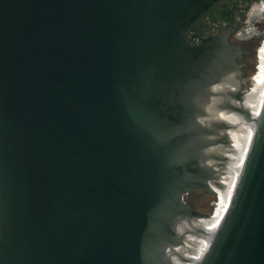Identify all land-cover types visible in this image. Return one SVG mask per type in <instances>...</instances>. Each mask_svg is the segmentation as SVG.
Here are the masks:
<instances>
[{"label":"water","instance_id":"1","mask_svg":"<svg viewBox=\"0 0 264 264\" xmlns=\"http://www.w3.org/2000/svg\"><path fill=\"white\" fill-rule=\"evenodd\" d=\"M221 1L0 0V264L184 263L229 115L255 131L195 264H264V103L227 83V33L189 34Z\"/></svg>","mask_w":264,"mask_h":264},{"label":"flooded vegetation","instance_id":"2","mask_svg":"<svg viewBox=\"0 0 264 264\" xmlns=\"http://www.w3.org/2000/svg\"><path fill=\"white\" fill-rule=\"evenodd\" d=\"M263 4L264 0H223L189 30L193 42L198 44L209 37L228 34L229 43L239 49L235 59L238 65V71L233 76L235 82L228 80L227 83H232V89L240 90L242 95L248 93L254 79L264 74ZM186 198L202 214L211 213L213 207L220 208L219 215H223L226 210L222 206L226 198L222 199L220 205L218 196L215 199L214 194L203 189L191 191Z\"/></svg>","mask_w":264,"mask_h":264},{"label":"bare ground","instance_id":"3","mask_svg":"<svg viewBox=\"0 0 264 264\" xmlns=\"http://www.w3.org/2000/svg\"><path fill=\"white\" fill-rule=\"evenodd\" d=\"M262 10L264 11V4ZM254 80L255 81L252 82V86L248 91L245 104L249 112L255 118L260 114L264 103V74H262L259 79ZM227 118L232 124H239L241 127L238 131L230 132V141L234 152L230 154V161L227 166L226 175L222 180V187L216 188V195H227L226 208L232 196L235 184L237 183L240 170L243 166L255 131L254 121L250 120L247 116L229 115ZM229 181L231 185H229ZM219 222L220 220H217L212 215L209 218L200 220L198 225L203 233H200L199 237L194 240L190 246V250L184 252L186 261L182 264H195V262L200 259L201 251L206 249L209 243L208 235L216 230Z\"/></svg>","mask_w":264,"mask_h":264},{"label":"rangeland","instance_id":"4","mask_svg":"<svg viewBox=\"0 0 264 264\" xmlns=\"http://www.w3.org/2000/svg\"><path fill=\"white\" fill-rule=\"evenodd\" d=\"M259 66H260V64H259ZM256 70H257V68H256ZM257 72V71H256ZM229 185H231V183H230V181H229ZM217 196H218V199H217ZM217 196H215V199H217V201H219L220 202V205L222 204V199L223 198H226L227 199V195H223V197L222 196H220V195H217ZM187 197V196H186ZM225 199V200H226ZM186 201H187V198H186ZM216 201V200H215ZM188 202V201H187ZM224 203V202H223ZM223 206V209H226V208H224V206L226 207V202H225V204L224 205H222ZM219 210H220V208H216V207H213V210H212V216H214L217 220H221V218H222V214L221 215H219ZM204 251H205V249L204 250H202L201 251V256H202V254L204 253Z\"/></svg>","mask_w":264,"mask_h":264}]
</instances>
